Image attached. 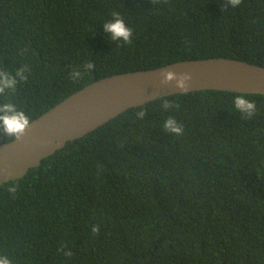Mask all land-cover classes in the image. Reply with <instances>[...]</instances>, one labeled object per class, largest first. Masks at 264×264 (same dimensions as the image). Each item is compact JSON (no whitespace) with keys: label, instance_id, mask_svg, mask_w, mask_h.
<instances>
[{"label":"trees","instance_id":"trees-1","mask_svg":"<svg viewBox=\"0 0 264 264\" xmlns=\"http://www.w3.org/2000/svg\"><path fill=\"white\" fill-rule=\"evenodd\" d=\"M113 12L132 43L104 32ZM216 56L264 65V0H0V69H30L0 103L31 120L94 75ZM86 63L94 69L74 79ZM237 95L255 101L252 117L235 109ZM169 117L182 135L164 130ZM11 139L0 128V144ZM2 255L12 264H264V94L174 93L68 141L2 184Z\"/></svg>","mask_w":264,"mask_h":264},{"label":"water","instance_id":"water-1","mask_svg":"<svg viewBox=\"0 0 264 264\" xmlns=\"http://www.w3.org/2000/svg\"><path fill=\"white\" fill-rule=\"evenodd\" d=\"M190 72L189 91L229 90L264 94V65L216 56L179 60L150 69L94 79L34 118L19 140L0 144V189L4 182L24 176L42 159L82 137L126 109L183 90L175 81L162 84L160 73Z\"/></svg>","mask_w":264,"mask_h":264},{"label":"clouds","instance_id":"clouds-1","mask_svg":"<svg viewBox=\"0 0 264 264\" xmlns=\"http://www.w3.org/2000/svg\"><path fill=\"white\" fill-rule=\"evenodd\" d=\"M167 2V0H152V3ZM242 3V0H226V4L232 7H238ZM112 19L103 24V29L110 40L113 41H123L126 44L132 43L133 30L126 24L125 20L121 17L119 12L112 13ZM26 51V50H25ZM95 65L93 63H86L82 68H75L72 70L71 75L74 79H81L85 73H89L94 69ZM27 65L17 68L15 74L4 69H0V96H3L6 91H16V86L19 81L27 80V73L29 72ZM162 84H170L175 81V87L183 90L187 93L190 88V83L193 80V76L190 72H181L177 73L171 70H165L160 73ZM19 77V81L17 80ZM234 106L235 109L241 113L243 116L248 118L252 117L257 110V105L255 101L249 100L244 95H237L234 97ZM173 107V104L165 100L162 104V108L165 111H168ZM146 116L145 111L140 110L137 112V117L140 120H143ZM32 124L31 119L25 113V111L20 110L12 102L0 103V128L3 129V132L8 137L19 140L24 135H26L27 130ZM164 130L175 134H183V126L178 123L174 117H169L164 122ZM16 188L10 187L9 191L15 193ZM99 226H95L92 229V232L95 234L99 233ZM65 257H71V250L64 251ZM0 264H12V260L6 256H0Z\"/></svg>","mask_w":264,"mask_h":264}]
</instances>
